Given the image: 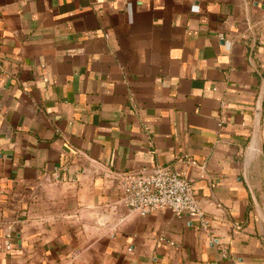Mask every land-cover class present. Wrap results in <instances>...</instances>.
<instances>
[{"label": "crops", "instance_id": "1", "mask_svg": "<svg viewBox=\"0 0 264 264\" xmlns=\"http://www.w3.org/2000/svg\"><path fill=\"white\" fill-rule=\"evenodd\" d=\"M263 82L264 0H0V264H264ZM162 168L211 233L128 212Z\"/></svg>", "mask_w": 264, "mask_h": 264}, {"label": "built area", "instance_id": "2", "mask_svg": "<svg viewBox=\"0 0 264 264\" xmlns=\"http://www.w3.org/2000/svg\"><path fill=\"white\" fill-rule=\"evenodd\" d=\"M120 188L122 202L129 213L146 216L168 210L177 217L197 219V228L211 233L212 222L200 207L191 180L183 172L168 168L153 172L143 169L139 174L122 176ZM5 245L11 248L10 242Z\"/></svg>", "mask_w": 264, "mask_h": 264}, {"label": "water", "instance_id": "3", "mask_svg": "<svg viewBox=\"0 0 264 264\" xmlns=\"http://www.w3.org/2000/svg\"><path fill=\"white\" fill-rule=\"evenodd\" d=\"M263 100H264V82L262 85V89H261L258 104H257V119H256V123H255V131H258V128H259L260 117H261V108L263 105ZM258 210H259V214H260L261 218L264 219V215L260 212L259 208H258Z\"/></svg>", "mask_w": 264, "mask_h": 264}]
</instances>
